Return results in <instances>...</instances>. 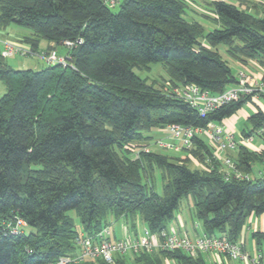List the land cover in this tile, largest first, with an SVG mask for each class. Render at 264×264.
I'll list each match as a JSON object with an SVG mask.
<instances>
[{"label": "trees", "instance_id": "16d2710c", "mask_svg": "<svg viewBox=\"0 0 264 264\" xmlns=\"http://www.w3.org/2000/svg\"><path fill=\"white\" fill-rule=\"evenodd\" d=\"M210 4L220 27L206 32L201 22L184 17L186 0H122L117 10L103 0H0V31L13 23L28 28L31 34L22 42L35 51L43 42L46 51L66 48L70 59L41 70L15 69L0 44V80L7 88L0 97V264H49L73 254L79 229L72 210L90 235L110 225L111 217L137 214L157 234L168 228L182 199L192 195L205 234L231 241H239L251 215L264 214V175L225 180L220 162L206 163L212 149L204 139L195 137L191 149L207 164L203 170L155 151L137 155L128 146L146 138L144 132L171 123H221L251 101L244 97L201 116L134 71L161 63L170 88L195 83L221 93L237 78L217 46H227L235 60L264 65V4H255L253 12L230 0ZM248 120L252 128L245 135L263 124L264 111ZM230 156L245 174L261 159L244 145ZM155 169L162 171L163 195L143 179ZM17 217L31 230L9 233L3 222ZM252 238L263 251L264 231H253ZM170 259L206 264L202 255L180 249L79 264H167Z\"/></svg>", "mask_w": 264, "mask_h": 264}, {"label": "built area", "instance_id": "2783aa9c", "mask_svg": "<svg viewBox=\"0 0 264 264\" xmlns=\"http://www.w3.org/2000/svg\"><path fill=\"white\" fill-rule=\"evenodd\" d=\"M109 8H116L122 0H103ZM79 41V40H78ZM2 55L4 57L20 55H36L43 59L47 64L69 63V55H61L55 49L40 52L35 51L29 44L18 41L7 40L1 36ZM66 45L72 46L73 42L67 41ZM237 81L226 88L221 93H212L195 83H188L180 86H173V94L196 109L201 116H205L211 111L237 101L244 97L257 100L264 97V81L262 77H256L245 69H238L236 74ZM171 140L159 138L155 144L169 149L192 148L193 139L199 137L209 143L212 154L208 156L207 163H221V170L225 180L249 179L254 178L251 174L243 173L230 152L237 150L240 145L247 146L249 149L262 153L264 152V122L254 132L249 135L242 133L236 137L221 122H210L206 126L183 125L171 123L166 125ZM255 137L261 141V146L253 144ZM153 151L150 145H145L136 154L141 152ZM258 176L264 175V167L259 169ZM9 233L22 234L27 228V222L22 217H17L13 221L3 222ZM111 226H104L95 234H87L79 231L76 238V250L73 254L62 255L49 264H79L87 259L102 258L108 263H114L119 254H134L139 251L152 252L156 249L184 251L187 255L197 257L208 252H215L229 258L235 264H264V252L256 249L250 251L241 241H231L226 237L218 235L203 234L191 238L187 234H179L173 230H162L153 234L149 229L144 228L140 235L129 234L122 238H115L112 235Z\"/></svg>", "mask_w": 264, "mask_h": 264}, {"label": "rangeland", "instance_id": "374dc122", "mask_svg": "<svg viewBox=\"0 0 264 264\" xmlns=\"http://www.w3.org/2000/svg\"><path fill=\"white\" fill-rule=\"evenodd\" d=\"M186 2L188 6L184 14V17L187 20H196V21L201 22L203 26L205 27L206 32L214 28L220 27V23L218 22L217 15L214 12L212 5L210 4V0H186ZM230 2L240 5L242 8L250 7L252 12L255 10V7H254L255 4L259 6L261 4H264V0H230ZM114 10H117V7L114 8ZM0 32L4 39L18 41L20 43H22V39L24 38V36L31 34L30 29L19 26L14 23L8 26L6 29L1 30ZM201 40H203V38ZM46 46L47 45L41 44V48L38 51L45 52ZM216 48L217 50H219L222 57L230 63L235 75L237 74L238 69H245L248 72H250V74L256 77H260V76L262 77V73L264 71V65H262L259 60L257 59H250L247 61H242V60H237V59L235 60L232 56H230L227 50V46L219 45ZM56 49L58 50L59 47H57ZM5 60L7 64H9L11 67L15 69L41 70L48 65L43 59L39 58L36 55H28V56L13 55V56L6 57ZM134 71L137 74H139L141 77L147 78L149 82L151 81L156 82L157 86L163 87L164 91L172 92L173 86L172 88H170L172 84L169 82V76L161 63L151 64L150 69H144V70L135 69ZM6 91H7L6 85L3 83L2 80H0V97H2L6 93ZM260 100L264 104V97H261ZM248 104H251V103H246L243 107L245 108V111H247L246 114H252L253 109H251V107ZM239 126L240 127L238 128V131L235 133L237 138L240 137L244 131H249L252 128L251 122L247 119H242ZM168 133L169 132L166 130V125L163 127H155V128H152L148 132L147 131L144 132V135L146 138H144L143 140L133 141L128 146L133 147V150L137 152V150H139L143 146L150 145L153 151L165 154L172 161L184 160L191 168H194V169L203 170L207 168V164H206L207 161L205 163L203 160H201L200 154H196L191 151V149L194 146L192 148L169 149V148L160 147L155 144L156 140L159 138L171 140ZM253 144L255 146L256 145L261 146L260 139L255 137ZM256 154H258L261 159L256 160L253 163L252 172L250 173L252 177L258 176L259 169H262L264 167V159H263L264 152L262 153L256 152ZM207 158L208 157H206L205 160H207ZM143 179L149 185V187L154 189V191L157 194L163 195V192H164L163 179H162V171L160 169H155L151 173L149 172V175L146 177L144 176ZM189 212L191 214H194V217H195L194 198L192 195L185 196L182 199L180 208L178 209V211H176L175 214L176 216L179 213L188 215ZM69 214L74 218L77 228L79 229V231H81L80 220L78 216L76 215V212L72 210L69 212ZM261 215L262 216L258 219L257 223L255 221L256 217H254L252 221L251 220L249 221L248 219L246 225L247 226L249 225L250 228L253 227L252 228L253 230L258 229V230L263 231L264 230V214H261ZM128 217L129 218L131 217L132 219L137 217L136 219L137 227H139L140 229L143 228L145 223L139 214L135 216L131 215ZM124 222L125 220L123 219V217H120L112 222V225L116 227L115 232L117 236L121 235L122 237H125L123 236L124 233L121 230L122 228L121 225ZM26 230L30 231L31 228L30 229L27 228ZM132 233L133 232H130V234ZM128 255L131 256L132 254H128Z\"/></svg>", "mask_w": 264, "mask_h": 264}, {"label": "crops", "instance_id": "0c3cea01", "mask_svg": "<svg viewBox=\"0 0 264 264\" xmlns=\"http://www.w3.org/2000/svg\"><path fill=\"white\" fill-rule=\"evenodd\" d=\"M42 44L47 45L46 42H43ZM58 52L61 55H65L66 53V48H59ZM261 98H258L257 100H251L248 104L252 110V112H256L257 110H263L264 111V104L261 102L260 100ZM247 111H245V108L242 107L236 114H234L233 116L226 118L222 121V123L226 126V128L232 132L234 135L235 133L238 131V128L240 127L239 124L241 122L242 119H247L249 118V116L251 114H246ZM236 136V135H235ZM251 150V149H250ZM253 151V150H252ZM235 151L230 152L231 154L234 153ZM262 215L256 216V215H251L248 219L249 221L253 220L254 217H256V223L258 221V219L261 217ZM128 216H123V219L125 220V222L121 225V230L123 231V236L129 235L130 232H133L132 234H137L140 235L144 228H146L145 224L143 226L142 229H140L139 227H137V217L136 218H129ZM115 218H110V226L113 232V237L115 238H122L121 235H116V227H114L112 225V222L115 221L113 220ZM255 223V222H254ZM247 224V223H246ZM251 224V222H250ZM256 226V224H255ZM253 228V227H252ZM250 228V226L245 225L243 230H242V234L240 236L239 241L243 242L245 244V247L248 248L250 251H254L257 249L256 245H255V240L252 238V233L253 231H255L256 229H252ZM168 230H173L176 231L179 234H187L188 236H190L191 238H195L197 236H201L203 235L204 229L201 225V222L196 218V216L194 217V214H191L189 212V214H182L179 213L177 216L175 214L174 218L170 221L169 225H168ZM258 230V229H257ZM264 231V230H263ZM131 235V234H130ZM220 235V234H218ZM263 251H264V247H263ZM203 260L205 261L206 264H235V262L229 260L227 257H225L224 255L221 254H217L215 252H208L202 255ZM180 264L178 261H176L175 259H170L167 260L166 263L167 264Z\"/></svg>", "mask_w": 264, "mask_h": 264}]
</instances>
